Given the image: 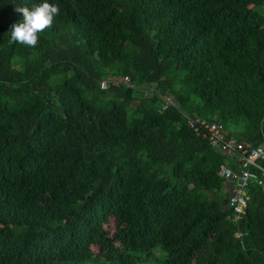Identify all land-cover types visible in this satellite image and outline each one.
I'll return each mask as SVG.
<instances>
[{"label":"trees","instance_id":"obj_1","mask_svg":"<svg viewBox=\"0 0 264 264\" xmlns=\"http://www.w3.org/2000/svg\"><path fill=\"white\" fill-rule=\"evenodd\" d=\"M42 2L0 0V264H264V191L234 218L226 156L177 110L255 144L264 0H48L11 42Z\"/></svg>","mask_w":264,"mask_h":264},{"label":"built area","instance_id":"obj_2","mask_svg":"<svg viewBox=\"0 0 264 264\" xmlns=\"http://www.w3.org/2000/svg\"><path fill=\"white\" fill-rule=\"evenodd\" d=\"M108 80L114 84L131 85L126 75L109 76ZM99 85L104 87L105 80L101 79ZM157 93L161 98L160 108L174 104L171 93ZM177 110L193 131L205 136L209 145L226 156L219 164L218 175L222 178V187L226 192V205L234 218L239 217L246 204V186L253 184L264 191V116L259 121L257 141L250 144L229 136L227 129L216 121L187 114L178 107Z\"/></svg>","mask_w":264,"mask_h":264},{"label":"clouds","instance_id":"obj_3","mask_svg":"<svg viewBox=\"0 0 264 264\" xmlns=\"http://www.w3.org/2000/svg\"><path fill=\"white\" fill-rule=\"evenodd\" d=\"M15 10L22 13V19L14 23L10 29L11 42L32 48L38 44V34L53 25L54 18L59 15L56 4L43 0L42 3L27 6H16Z\"/></svg>","mask_w":264,"mask_h":264},{"label":"rangeland","instance_id":"obj_4","mask_svg":"<svg viewBox=\"0 0 264 264\" xmlns=\"http://www.w3.org/2000/svg\"><path fill=\"white\" fill-rule=\"evenodd\" d=\"M112 222H110V221H107L106 223H105V227H112ZM88 264H112L111 263V261H105V260H103V259H95V260H93L92 262H90V263H88Z\"/></svg>","mask_w":264,"mask_h":264}]
</instances>
